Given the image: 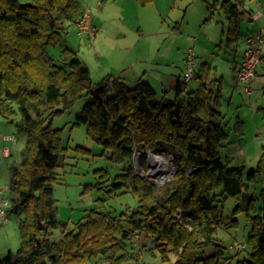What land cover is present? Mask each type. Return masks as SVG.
Instances as JSON below:
<instances>
[{
    "label": "trees",
    "instance_id": "trees-1",
    "mask_svg": "<svg viewBox=\"0 0 264 264\" xmlns=\"http://www.w3.org/2000/svg\"><path fill=\"white\" fill-rule=\"evenodd\" d=\"M205 1L209 9L226 13L229 39L237 38L245 0ZM83 10L80 0H0V116L26 135L20 160L9 156V214L20 218L21 243L0 264H81L98 257L106 264H129L140 259L132 249L143 235L153 237L166 264H264V205L258 209L256 198L247 193L261 167L247 172L244 165L222 161L220 150L230 134L221 79L201 77L203 69H196L200 86L188 90L189 81L183 78L175 100L159 96L142 79L133 85L117 76L95 82L77 51L65 47L58 57L49 51ZM204 67L210 68L206 63ZM84 97L88 101L74 126L85 125L114 161L127 164L107 194L112 199L132 192L138 205L115 213L100 199L70 228L59 218L54 197L56 170L69 147L64 128L52 121ZM234 129L244 134L240 116ZM139 151L141 171L150 169L148 152H166L173 155L175 174L159 182L137 173ZM229 197L248 199L235 212L246 209L252 223L246 241H234V254L217 237L221 226L239 224L235 216L225 220L223 207ZM261 198L264 201V190ZM55 229L62 233L59 240L53 239Z\"/></svg>",
    "mask_w": 264,
    "mask_h": 264
},
{
    "label": "rangeland",
    "instance_id": "rangeland-1",
    "mask_svg": "<svg viewBox=\"0 0 264 264\" xmlns=\"http://www.w3.org/2000/svg\"><path fill=\"white\" fill-rule=\"evenodd\" d=\"M21 2L25 4L27 1L21 0ZM202 5L204 6L203 0H177L176 3L172 1L161 4L160 6L163 9L162 19L159 22L161 32L157 34V37L149 36L148 40L147 36L143 38L140 49L147 51L150 44H153L154 38L160 39V54L157 60L164 61L165 59L163 58L168 57L169 61L172 58L177 70L179 71L182 69L185 75L186 56L189 49L194 50L196 62V52L200 50L201 46H205L208 52L215 49L212 44L208 43L206 40L205 33L207 27L205 25V17H201L200 14L197 13V7H201ZM146 12L153 13V8H148L145 10V13ZM221 17V12L219 13V11H216L212 14L211 22L219 21V23H221L220 26H222L226 20ZM247 25L248 22L245 20L242 23V28L245 31L248 28ZM72 28V31H74V27ZM146 30L149 29L147 28ZM75 32L77 34V30H75ZM74 36L76 35L74 34ZM195 37H199V41H197L198 39L195 40ZM227 39L228 36H225V41H227ZM64 41L63 39L57 47H50V53L58 57L57 55H60V51L66 47ZM79 45L82 46L83 51L78 53V57L81 59L83 57L86 58L85 54L86 52L88 53L91 60V71L94 74L99 60L96 49L88 47L86 41L81 42ZM224 45L225 47L223 50H227L228 43L226 42ZM223 52L225 57L226 52ZM228 53L229 58L233 59L235 53L232 51ZM238 55H240V51ZM171 64L173 66V63ZM216 66H219V61H217ZM196 67L198 72L200 69L198 62ZM213 75L215 76L216 73L214 72ZM217 75L222 79V109L227 114L228 123L225 128L230 134L229 139L225 142V146L220 150L221 158L224 163L229 162L227 164L231 166L244 165L247 172L261 167L257 180L247 190V193L256 198V206L260 209L264 205V201L261 198L264 190V75L257 76V79L252 83L251 94H249L242 85L236 84L229 62L224 60L222 66L217 70ZM94 79H98L96 74H94ZM199 82L200 80L198 78L194 77L191 79L188 82V90L195 88V85ZM155 89L160 96L163 91H167L166 95L168 100H175L177 98V91L176 89H172L168 79L161 83L160 81H157V83L155 82ZM87 101L88 97L80 99L73 108L55 116L52 121L53 126L64 128L65 142L69 147L66 159L56 170L54 197L59 218L63 222H68L70 228H74L76 223L83 219L88 209L92 208L95 204L101 203L100 199H105L103 206L115 213L128 210L132 211L138 205V197L132 192L122 193L112 199L109 198L107 194V191L110 189V184L114 181L116 175L124 171L127 164L114 161L110 156L111 151L107 150L105 152L104 147L89 136L85 125L74 126L78 112ZM238 116L244 120V134H239L234 129ZM1 119L3 121V128L0 127V190L9 185L11 178L9 163L12 158H10L11 156L7 158L3 156L4 145H11V154L14 155L13 157L16 160H20L21 150L26 140L25 133L17 132L15 124L9 123L5 117ZM11 131L17 137V142L14 146L12 142L5 141L2 136L3 134H9ZM78 146L90 149L92 152H83ZM156 154L161 156L160 153ZM165 159L169 160L167 162L168 169L162 172L161 175L168 178L173 176L171 173L174 162L173 155H168ZM147 160L150 169L153 171L155 166H159L162 162V159L156 162H153L152 159L149 160V158ZM104 169L107 170L106 174L103 173ZM107 175L109 176V180L106 181ZM89 184L95 186L87 187ZM98 184L102 186L101 189L98 187ZM247 200L248 199L245 198L242 201H238L229 197L224 204L223 213L226 216L225 220L230 221L231 217L235 216L239 222L238 226H221L217 233V237L224 242L229 253L234 254L237 252V249L234 247V241L238 240L239 242H245L251 230L252 223L247 218L246 209L235 212L237 206L245 205ZM19 221L20 218L17 214L11 212L7 224L0 225V259L6 257L9 251L16 253L18 250L21 243ZM53 233L54 240L62 238V233L59 229L53 230ZM133 248L132 251H134L140 259L130 260L129 264H166V262L162 260L161 254L156 248L152 236H140ZM141 256L143 257L141 258ZM81 264L106 263H104L102 257H98Z\"/></svg>",
    "mask_w": 264,
    "mask_h": 264
},
{
    "label": "crops",
    "instance_id": "crops-1",
    "mask_svg": "<svg viewBox=\"0 0 264 264\" xmlns=\"http://www.w3.org/2000/svg\"><path fill=\"white\" fill-rule=\"evenodd\" d=\"M19 1L21 2V0ZM25 1L29 3L33 0ZM172 1L174 3L177 2V0H108L101 3L100 0H80L84 8L91 7L92 9V22L96 27V35L92 39H89L85 36H80L78 31L76 34L75 30H77V25L75 23L68 28V33L64 37L65 46L77 51V56L78 53L83 51L82 46L79 45L83 41H86L88 47L96 49L99 60L94 74H96L97 80L94 79V74L91 71V60L88 53L86 52L85 54L86 58L83 57L81 59L79 57L90 69L95 82H101L109 76H117L130 85L142 79L152 84L155 88V82L160 81L161 83L168 79L172 89H176L179 81L183 79L184 72L182 69L177 70L172 58L169 60L172 62L168 61V57L163 58L165 59L164 61L157 60L160 54V39L154 38L153 44H150L147 51L140 49L143 38L147 36L148 40L149 36L157 37V34L161 32L159 22L162 19L163 9L160 5ZM203 2L204 6L197 7V13L201 17H205V25L207 27L205 33L206 40L215 49L208 52L205 46H201L200 50L196 52L198 66L200 67L199 71L202 69L204 71V73H201V77L210 75L215 79H221L217 75V70L225 60L229 62L236 84L242 85L246 90L245 85L237 79L236 68L241 62L242 54L245 50L246 35L257 31L264 33V0H245L244 8L240 13V35L233 39H229L231 31L229 30L230 24L226 13L220 8L209 9L207 2L205 0ZM148 8H153V13H145V10ZM216 11L221 12V18L226 20L222 26H220L221 23L219 21L211 22L212 14ZM254 13L260 14L257 19L253 18ZM245 20L248 22L246 31L242 28V23ZM72 27H74V31H72ZM147 28L149 30H146ZM225 36H228L227 41H225ZM196 39L199 41L200 38L195 37ZM226 42L228 43V49L223 50L225 47L224 43ZM156 48L157 51L154 54ZM223 51L226 52V58L223 55ZM229 51L235 53L233 59L229 58ZM239 51L240 55H238ZM262 54L264 56V45H262ZM217 61H219V66H216ZM171 63H173V66ZM205 63L209 65V69H205ZM214 72L216 73L215 76L213 75ZM261 75H264V61L259 63L257 67V76ZM257 76L254 81L257 79ZM198 79L200 82L195 85V89L201 84V78ZM166 93L167 91H163L161 96H166L167 98ZM1 118L2 116H0V127L3 128ZM5 119L8 121L7 118ZM9 134L14 133L11 131ZM4 135L6 134L2 136Z\"/></svg>",
    "mask_w": 264,
    "mask_h": 264
},
{
    "label": "built area",
    "instance_id": "built-area-1",
    "mask_svg": "<svg viewBox=\"0 0 264 264\" xmlns=\"http://www.w3.org/2000/svg\"><path fill=\"white\" fill-rule=\"evenodd\" d=\"M259 13H254L253 18L257 19ZM77 31L80 36L92 39L96 35V27L92 22V9L85 7L81 17L76 22ZM262 45H264V33L261 31L252 32L245 37V50L242 54L241 62L236 68L237 79L244 84L246 91L252 93V82L257 76V67L259 63L264 61L262 54ZM196 75V54L193 49H189L186 56V71L184 75L185 81H190ZM5 141H10L15 145L17 137L15 134H6L3 136ZM12 152V146L5 144L3 147V156L9 157ZM171 177L165 178L160 175L158 181L165 182ZM11 201L9 198V187L0 190V225L7 224L9 220V208Z\"/></svg>",
    "mask_w": 264,
    "mask_h": 264
},
{
    "label": "water",
    "instance_id": "water-1",
    "mask_svg": "<svg viewBox=\"0 0 264 264\" xmlns=\"http://www.w3.org/2000/svg\"><path fill=\"white\" fill-rule=\"evenodd\" d=\"M141 154H142V152L139 151L137 156H136V159H135V167L137 169V173L142 172L145 177L151 176L153 178H156V180L158 181L159 176L161 175L162 172H160V174H159L158 171H153L152 169H149V171H147V172H144V171L140 170L139 162H140ZM147 155H148L149 160H151V159L154 160L156 158V156H159L158 154H156L155 152H152V151L148 152ZM160 155L164 159L168 157V154L166 152H161ZM169 158H170V156H169ZM175 172H176V164L173 162V167H172V170H171L172 175H174ZM40 227H42V225H40Z\"/></svg>",
    "mask_w": 264,
    "mask_h": 264
},
{
    "label": "bare ground",
    "instance_id": "bare-ground-1",
    "mask_svg": "<svg viewBox=\"0 0 264 264\" xmlns=\"http://www.w3.org/2000/svg\"><path fill=\"white\" fill-rule=\"evenodd\" d=\"M161 159H162V162L159 164V166H157V167L155 166V168H154V171H158L159 174H160V171L165 172L168 169L167 162L169 160H166L161 156H156V158L153 160V162H156L157 160H161Z\"/></svg>",
    "mask_w": 264,
    "mask_h": 264
}]
</instances>
